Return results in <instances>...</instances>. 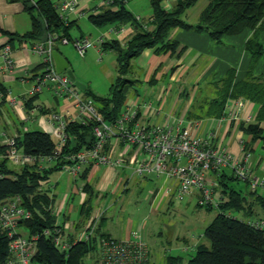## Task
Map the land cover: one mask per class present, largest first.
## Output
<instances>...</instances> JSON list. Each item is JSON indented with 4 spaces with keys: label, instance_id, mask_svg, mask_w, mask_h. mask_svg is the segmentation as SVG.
Returning <instances> with one entry per match:
<instances>
[{
    "label": "trees",
    "instance_id": "obj_1",
    "mask_svg": "<svg viewBox=\"0 0 264 264\" xmlns=\"http://www.w3.org/2000/svg\"><path fill=\"white\" fill-rule=\"evenodd\" d=\"M21 1L31 17V29L20 35L8 33L0 28L1 32L9 36L10 41L14 35L25 40L43 41L49 32L72 39L69 30L75 21L60 18L51 0H37V6L32 5L29 0ZM161 2L162 0H150V29L145 28L144 22L138 20L125 6L126 3L119 0H115L114 7H102L98 12L88 14V20L96 27L129 24L134 33L124 43L114 38L105 39L100 44L102 51L112 50L115 53L117 74L110 84L108 95H98L86 86L81 90L83 96L93 100L104 120L113 121L128 98L131 80L126 75L131 70L132 59L149 47H153L156 53H176L179 42L169 37L172 29L179 27L205 31L217 42H220L224 35H236L250 29L252 34L245 47L251 53V61L245 76L236 79L234 70L229 69L226 75L215 83L214 94L201 103L197 101L196 107L205 108L206 115L221 117L230 99L243 98L255 103L258 106L255 119L250 122L241 121L238 126L250 136V141L259 140L264 148V74L256 75L252 71L256 60L264 54V46L258 40L259 34L264 32V0H208L194 24L186 22L183 16L197 0H176L171 9H165ZM54 48L61 53L56 44ZM7 92V87L0 82V101L5 99ZM31 100L29 98L25 101L26 107H30ZM92 129L91 121L68 122V140L62 152L76 153L90 148L95 140ZM15 139L18 147L29 154L46 155L52 153L55 148L50 134L41 130L25 131ZM3 148L0 146V151ZM62 163L63 161H59L48 169L38 168L37 164H27L15 171L9 167L6 158L0 159V205L7 197L18 195L22 204L32 211V217L21 222V226L26 228L29 235L39 233L34 260L40 264H84V257L96 249L97 237L103 235L96 232L91 240L77 242L69 249L68 256L55 248L50 238L42 235L45 228L53 226L55 218L51 210H46L50 205V197L47 192L39 190L40 182L48 178L52 171L61 170ZM89 166L90 164L83 169L80 177H85ZM231 180L238 179L226 171L218 178V212L203 231L209 245L200 243L195 253L186 261L180 257L168 256V264H264V226L253 227L247 221L251 218L264 220V194L249 190L250 201L240 189L230 186ZM84 188L89 192V196L82 204L81 213L86 216L91 207L89 202L92 192L88 184H85ZM253 203L258 204L262 215L259 212L258 216L253 210ZM233 213H241L245 219L237 218ZM6 256L7 239L0 234V264L5 263Z\"/></svg>",
    "mask_w": 264,
    "mask_h": 264
},
{
    "label": "built area",
    "instance_id": "obj_2",
    "mask_svg": "<svg viewBox=\"0 0 264 264\" xmlns=\"http://www.w3.org/2000/svg\"><path fill=\"white\" fill-rule=\"evenodd\" d=\"M60 18L69 21V14H86L79 0H51ZM126 3L128 0H119ZM37 6V0H29ZM115 0H98L88 12H98L102 7H112ZM114 7V6H113ZM140 20V17L136 15ZM152 19V18H151ZM126 25H109L101 32L95 41L87 36L72 40L79 55L83 56L87 49L95 42L102 43L107 34L118 38L126 32ZM144 27L147 25L144 23ZM69 43L70 39L49 32L43 41H34L30 49L41 57L42 68L33 75L34 84L30 95H36L45 88H52L57 96L70 98L78 110L81 123H93L92 134L94 143L88 149L76 153L62 152L68 140L67 124L71 112L66 108L63 112L51 111L46 119L48 130L56 137L55 148L52 153L36 155L24 152L17 145L13 136L0 134V159L6 158L21 166L37 164L38 168H46L63 161L61 169L72 177L78 178L87 165L119 166L121 159L112 157L106 150L107 143L114 137L118 138L126 149L137 148L140 158L133 170L137 176L153 175L159 180H168L166 192L175 190L177 198L193 190L198 191L197 204L219 208L218 178L228 170L240 181L248 184L251 191H264V177L256 175L251 165V151L246 149L241 141V152L235 153L227 146L218 145L216 130H211L206 136L197 134L201 122L197 120L183 121L180 115H166L163 120L155 123H143L140 112L147 113L151 104L134 97L125 102L118 117L113 121H106L91 98L83 96L81 89L65 73H58L55 69L52 51L56 42ZM0 71L10 72L14 68L12 49L8 42L0 44ZM25 99L21 101L15 97L10 101L25 110ZM245 99H235L226 104L223 117L237 122H250V118L241 117V109ZM46 210H51L48 206ZM100 213L95 211L90 222L83 231L74 233L73 222L68 227L54 223L51 228H45L42 235L50 238L52 244L59 251L68 256L69 249L79 241H89L96 234L97 220ZM32 211L22 204L18 195L7 197L0 205V234L7 239V256L4 264H40L34 260L37 250L39 233L22 234L19 232L21 222L30 219ZM253 227L264 226L262 219H248ZM96 256L94 264H148V248L140 232L134 230L130 237L115 239L108 235L97 237Z\"/></svg>",
    "mask_w": 264,
    "mask_h": 264
},
{
    "label": "crops",
    "instance_id": "obj_3",
    "mask_svg": "<svg viewBox=\"0 0 264 264\" xmlns=\"http://www.w3.org/2000/svg\"><path fill=\"white\" fill-rule=\"evenodd\" d=\"M175 1L162 0L161 5L165 9H171ZM93 5L88 6L84 4L82 6L88 10ZM125 6L127 7V5ZM136 15L147 25V28H152L150 22L152 9L150 15L147 17H143L139 13ZM81 16L79 14L68 15L69 21L74 20V24H77V18ZM183 19L188 23L194 24L192 21L186 20L184 16ZM0 28L8 33L20 35L31 29V17L21 0H0ZM97 28L101 29L100 27ZM100 33L97 32L96 34L99 35ZM133 33L134 29L118 38L106 35L105 39L111 40L116 38L121 43H124ZM251 34L252 30L246 29L236 35H224L222 40L217 42L212 40L205 31H195L194 29L179 27L172 29L169 37L179 42L178 49L180 50L177 49L176 53H171L170 51L156 53L153 47L145 48L139 55L132 59L129 74L133 77L132 80L134 81L141 76L140 78L150 85L148 92L152 91L151 85L162 77H168L170 81H178V87L175 89V99L170 106L160 102L166 90L165 84H162L156 94L154 92L152 93L153 99H148L145 96L139 97L137 90L134 89L133 92L129 91L126 101L138 97L151 104V110L147 113L144 110L140 112L139 120L143 123L159 122L168 114L180 115L184 122L190 120L201 122L197 129V134L200 136L204 137L209 131L216 130V138L214 141L218 145L227 146L235 153L241 152L242 141L246 149L250 150L251 148L252 150H250L252 154L251 165L254 173L260 177H264V148L261 147L259 140L254 142L250 141V136L239 128L237 122L223 117L227 109L226 105L221 117L206 115L205 108L196 107V95L201 89L200 87L197 88L198 85L205 86V94L207 95L204 98H210L216 89L215 83L223 78L229 69L234 70L236 79H241L245 76L251 61V53L246 49L245 44ZM14 36L13 40L10 41L9 36L0 31V44L4 42L10 44L14 59V68L12 71H0V82L8 89L5 99L0 101V134L16 137L25 131L41 130L49 133L55 142L56 137L49 132L46 122L49 113L51 111L63 112L68 108L71 112L69 122H80L78 110L70 98L57 96L52 88H45L36 95H30L29 91L34 84L33 75L38 74L42 68L41 57L30 49L34 41L25 40L16 35ZM82 36L86 35L83 33L78 35V37ZM258 40L264 46V32L259 34ZM60 51L67 59L62 50ZM252 71L256 75L264 74V54L256 60ZM75 79H77L76 76ZM128 79L131 80V77ZM134 81L129 83L130 87ZM190 82H194L195 85H192L189 91H186V84ZM85 85L87 86V84ZM14 97L19 101L22 99L26 101L31 98L32 100L29 103L30 107H25V110H23L18 105L12 104L10 99ZM232 102L233 99L227 101L228 104ZM257 108L258 106L255 103L250 100H245L241 109V117H249L250 121H253ZM259 149L262 152L260 151L258 155L253 156V151ZM106 150L112 157L120 158L121 165H90L84 178H74L62 169L55 170L48 175V178L40 182L39 190L47 192L50 197L49 206L51 207L52 214H54V223H58L66 228L70 222H73L72 231L78 233L84 230L90 222L92 213L97 211L100 213V216L97 220L96 232L111 236L115 239H123L130 237L131 233L134 230H138V228L135 229L133 223L115 226L112 217L107 220L108 214L102 202L109 195L128 189L131 179L137 176L133 174V170L140 155L137 148L126 149L116 137L107 143ZM49 167L46 168L48 169ZM226 172L229 173L228 170ZM139 177L143 181L150 180L153 182V187L148 196L149 198H147L151 207L155 208V205L159 206L164 199L168 201H171L173 198L177 199L175 190L171 193L165 190L169 185L168 180H159L153 175ZM85 184H88L92 192L89 202L91 207L86 216L81 213L82 204L89 196V192L84 188ZM142 184L146 185L145 182H142ZM255 192L256 194H264L262 190ZM188 194L196 195V205L198 206V191L193 190ZM250 199L251 197L248 195V200ZM255 205L258 204L255 203ZM19 232L25 235L28 234L24 226L19 228ZM177 239L183 242L177 248L180 252L168 254L167 257H180L184 261L183 253H187L193 249L196 250L200 244L196 240L190 241L186 235L179 236L178 234ZM167 257L166 264H168Z\"/></svg>",
    "mask_w": 264,
    "mask_h": 264
},
{
    "label": "rangeland",
    "instance_id": "obj_4",
    "mask_svg": "<svg viewBox=\"0 0 264 264\" xmlns=\"http://www.w3.org/2000/svg\"><path fill=\"white\" fill-rule=\"evenodd\" d=\"M79 2L80 6L84 4L91 6L97 3L98 0H79ZM207 2L208 0H197V2L186 11L184 18L196 23L200 12L206 6ZM126 5L135 15L139 13L143 17H147L151 13L150 0H128ZM87 15L88 10H86V14L77 18V24H73L70 28L69 32L72 39H70L69 43L62 44L57 41L56 46L62 50L69 60L70 67L74 71L77 80L81 81L83 84H87L92 92L106 96L109 93L110 84L117 74V62L114 52L102 51L100 43L95 42L94 46L87 49L85 54L81 56L72 42L80 33L85 34L91 40L95 41L98 35L96 34L97 32L106 31V27L99 29L93 25L87 19ZM125 27L126 32L124 34L133 30L129 24H126ZM126 77H131V81H134L129 73ZM140 77L132 83L133 85H131L129 91L133 92L135 89L139 97L145 96L150 99L152 98V93L154 92L156 94L162 84H165L166 90L160 102L170 106L175 99V89L178 87V81H170L168 77H162L151 85L152 91L148 92L150 85L145 83ZM192 85H195L194 82L187 83L186 91H189ZM199 87L201 89L197 92L196 100L198 103H201L205 101L204 97L207 94H205L204 85H198L197 88ZM81 94H83V92H81ZM260 151V149L254 150L253 156L258 155ZM8 165L15 171L21 169V165L14 164L11 161H8ZM142 182H145L146 185L142 184ZM229 184L236 189H240L242 193L248 196L250 188L244 181L231 180ZM152 187V181H143L141 177L135 176L131 179L127 190L111 194L102 202L108 214L107 220L112 217L115 226L133 223L135 229H140V235L147 243L148 247V264H166V257L168 254L180 252L177 248L182 245L183 242L177 239L178 234L179 236L186 235L190 241L196 240L200 243L209 245L208 240L203 236V231L218 212L217 208L212 207L208 209L206 206H197L196 195L194 194H186L182 199L173 198L171 201L164 199L159 206L155 205L154 208L150 206L149 200L147 199L149 198L148 196L150 195ZM217 193H220L219 189ZM253 210L258 216L260 213L262 215V210L258 205L254 204ZM233 215L237 218L245 219L241 213H233ZM23 230L25 231V229ZM195 251L196 250L193 249L187 253H183L184 261L190 258ZM95 256V250L89 252V254L84 257V264H94Z\"/></svg>",
    "mask_w": 264,
    "mask_h": 264
},
{
    "label": "water",
    "instance_id": "obj_5",
    "mask_svg": "<svg viewBox=\"0 0 264 264\" xmlns=\"http://www.w3.org/2000/svg\"><path fill=\"white\" fill-rule=\"evenodd\" d=\"M52 56L54 59L55 69L58 73L65 72L72 80L73 83L81 90H84L86 85L81 81L75 79V74L72 68L69 66L68 60L56 49H53Z\"/></svg>",
    "mask_w": 264,
    "mask_h": 264
}]
</instances>
